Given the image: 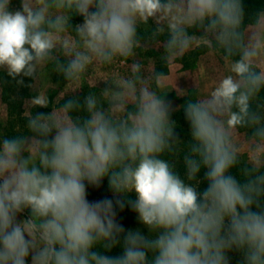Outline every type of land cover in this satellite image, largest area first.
<instances>
[{
	"label": "clouds",
	"instance_id": "obj_1",
	"mask_svg": "<svg viewBox=\"0 0 264 264\" xmlns=\"http://www.w3.org/2000/svg\"><path fill=\"white\" fill-rule=\"evenodd\" d=\"M11 3L0 0V70L17 85L32 78L37 94L23 130L0 132V264H229L232 250L264 264V10L247 16L243 0ZM153 44L159 69L140 59ZM201 45L224 71L203 91L191 77L193 96L174 69ZM120 63L126 72L107 71ZM93 68L104 71L83 101L65 99ZM45 69L66 81L55 102L37 87ZM173 90L186 98L188 142L175 132ZM105 178L117 198L90 201ZM126 205L147 234L117 223ZM117 246L118 256L99 250Z\"/></svg>",
	"mask_w": 264,
	"mask_h": 264
},
{
	"label": "rangeland",
	"instance_id": "obj_2",
	"mask_svg": "<svg viewBox=\"0 0 264 264\" xmlns=\"http://www.w3.org/2000/svg\"><path fill=\"white\" fill-rule=\"evenodd\" d=\"M21 0H12L11 3V10H17L20 8ZM149 48L153 49L154 52H157L158 55L153 57L149 56L146 51L140 52V59L144 61L145 64H153L156 67L161 66L160 63V46L153 44L150 45ZM127 63H131L130 61ZM2 71V70H0ZM104 71L103 69H97L93 68L90 73L89 77L86 78L84 82V87L80 90H78L75 93H69L66 98H72L75 96L76 98H84L88 93V86L91 82V78H94L99 72ZM107 71H118V72H126L127 71V64L120 63L118 65H115L113 69H108ZM224 71V61L219 55H210L209 49L206 46H198L194 48L192 51L188 52L183 60L176 66L174 69V72L176 74H187L188 76H181L178 78L176 84L177 87L181 90H188L193 91L192 95H195V83L191 79L195 78L199 81V90L203 91L206 90L212 83V81L218 76L220 73ZM190 76V77H189ZM28 77L27 79H29ZM35 84V81L30 78V81L27 82V90L24 93L23 98L21 97V101L19 103L18 111H20L21 115L25 117L26 115V106L28 101H30L36 94L37 89L34 87H29V85ZM66 81L63 79V77L57 73H52L51 71L45 69L40 79L37 81V87L48 91L49 99L52 102H55L56 99H59L61 96H63L65 93L68 92V88L65 86ZM104 83L100 82L98 87H104ZM177 93L175 90L169 92L166 96V99L172 102L173 109L176 110L180 103L176 100ZM52 110V103L49 104V107L47 108H36L33 111H40V112H50ZM173 110V111H174ZM6 120H7V109L5 103L2 101L1 97V87H0V132L4 133V128H6ZM20 124L21 122L18 121ZM117 197L112 192L110 187L108 186L107 178H105L100 187H92L89 186L88 188V199L90 201H97V200H103V199H112L115 200ZM117 216L116 220L117 223L122 225L127 230H136L139 228L142 232L147 234L146 228H144L143 225L139 223L136 216L137 214L133 212L132 210L128 212L124 216V212L120 213L118 210H116ZM26 217V213L24 214V217ZM103 254L109 255V256H118L122 254V247L117 246L113 248L110 251H105L104 249H99ZM227 256L229 258V264H242L243 256L242 254L237 250H232L227 253Z\"/></svg>",
	"mask_w": 264,
	"mask_h": 264
},
{
	"label": "trees",
	"instance_id": "obj_3",
	"mask_svg": "<svg viewBox=\"0 0 264 264\" xmlns=\"http://www.w3.org/2000/svg\"><path fill=\"white\" fill-rule=\"evenodd\" d=\"M243 3L247 16H251L256 12L264 10V0H243ZM72 23H82V17H73ZM146 53L149 56L153 57L158 55V53L154 52V50L151 48H149ZM157 68L159 69L161 68V66H158ZM21 78L24 80V84L17 85L16 82L11 77H8L4 71H0L1 97L7 109V127L4 128V133L7 135H13L15 134V132L22 131L23 126L26 123L25 117L21 115L20 111H18V107L21 101V97L23 98L24 93L27 90V82L30 81V78L27 79L28 77H18L17 79ZM79 99L81 100V102L83 101V98L79 97ZM176 100L180 103V106L172 112L171 118L176 122L175 132L178 134L179 139L181 141L188 142L191 139L190 125L185 119L184 111L182 108V105L185 103L186 98L182 96H176ZM18 121L21 123L19 124ZM176 170L182 177L186 172V168L183 163V153H181L178 157V160L176 162ZM204 171L205 169H202L198 175V179L200 180V185L198 188L199 191H203L207 187V181L204 179ZM232 174L236 175L239 178L238 171L236 169L232 170ZM128 198L135 199V195L129 194ZM116 210H118L120 213L124 212L125 216L128 212L131 211V208L126 205L123 210H120L119 208H117Z\"/></svg>",
	"mask_w": 264,
	"mask_h": 264
}]
</instances>
